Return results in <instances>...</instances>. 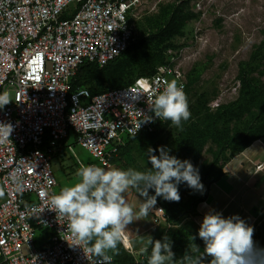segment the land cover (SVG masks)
I'll list each match as a JSON object with an SVG mask.
<instances>
[{
    "label": "built area",
    "instance_id": "built-area-1",
    "mask_svg": "<svg viewBox=\"0 0 264 264\" xmlns=\"http://www.w3.org/2000/svg\"><path fill=\"white\" fill-rule=\"evenodd\" d=\"M185 1L205 15L204 0H0V94L9 99L13 93V102L0 108V124L11 126L9 135L0 129L3 263L92 264L81 247L70 246L67 222L48 209L57 185L51 158L65 148L73 152V140L102 167H112L127 137L167 122L155 118L148 103L172 80L185 93L191 57L178 38L147 79L98 95L87 87L73 90V79L86 63L104 67L119 58L138 39L137 25L146 17ZM202 30L193 25L191 42H202ZM222 104L218 98L210 106ZM150 209L156 222H168L157 201Z\"/></svg>",
    "mask_w": 264,
    "mask_h": 264
},
{
    "label": "clouds",
    "instance_id": "clouds-1",
    "mask_svg": "<svg viewBox=\"0 0 264 264\" xmlns=\"http://www.w3.org/2000/svg\"><path fill=\"white\" fill-rule=\"evenodd\" d=\"M9 102L7 92L0 94V108ZM148 104L155 118L170 121L178 129L191 115L183 87L175 80L167 82ZM151 120L152 117H145L143 121ZM0 129L7 135L11 132L10 125L0 124ZM152 151L148 149L152 167L146 171L81 164L76 173L79 181L50 197L48 209L56 213L59 222H67L64 235L70 236V246L81 247L87 257H92V264H112L113 255L109 252L119 253L118 245L125 240L126 226L147 215L156 197L178 201L181 184L198 191L203 189L199 169L189 160L170 155L164 147L157 150L159 156L151 155ZM130 187L146 197L138 212H134L123 195ZM149 190L155 195L149 196ZM197 235L204 243L203 252L191 242L179 260L174 259L168 236L156 241L148 236L142 249L145 252L150 249L147 264H204L205 256L212 258L210 264H264V247L254 243L253 229L238 216L224 218L221 213L209 212L203 217ZM196 238L192 236L191 241Z\"/></svg>",
    "mask_w": 264,
    "mask_h": 264
},
{
    "label": "rangeland",
    "instance_id": "rangeland-1",
    "mask_svg": "<svg viewBox=\"0 0 264 264\" xmlns=\"http://www.w3.org/2000/svg\"><path fill=\"white\" fill-rule=\"evenodd\" d=\"M204 4L205 15L197 14V18L191 21L186 28V38L183 40L182 37L181 40L184 42L185 52L191 57L185 66L188 84L186 97L191 113L190 118L183 121L182 128L179 129L170 124L162 135L151 143L127 144L112 167L122 170L131 167L138 171L151 169L152 166L148 159L149 148L153 150L151 155L159 156L157 150L164 147L170 155L183 161L184 155L178 149V142L183 138L187 129L196 124L199 126V123L203 124L207 112L217 111L210 106L212 101L221 98L222 105L236 101L243 78L251 80L258 89L264 86V0H204ZM156 15L158 16L155 14V17ZM194 24L202 26L204 33L202 42H191L190 30L193 29ZM147 25L153 30V23L147 22ZM159 25H162L160 21ZM144 30V27H139V34ZM133 53H126L124 59L130 60ZM133 68L138 70L133 71ZM130 71L131 73L122 81V84L129 80L148 78V74L141 75L140 72H149L141 66L134 65L132 68L130 66ZM113 87L114 85L110 83L101 85L102 90ZM9 100L10 103L13 102L12 92L9 94ZM257 112V109L253 108L239 120H233L230 124L231 134L233 135L236 130L249 129L253 124L252 114ZM68 144L74 146L73 152L65 148L61 154H54L51 158V170L57 180V185L53 188L55 194H58L61 188L73 186L79 181L76 175L80 167L78 159L84 165L102 167L87 150L75 144L73 140H69ZM218 154L217 172H223L225 165L233 158L232 151L220 152L218 146L212 141H209L205 147L199 164L204 166L212 164ZM202 193L203 191L190 188L180 192V199L174 203V207L169 212L170 224L184 230L187 224L182 225V223L196 215L194 204ZM123 195L134 211L146 199V197H141L134 187H130ZM148 195L153 196L155 193L149 190ZM156 198L161 199L162 197ZM163 231L166 232L167 229ZM41 237L42 233L39 231L36 235L37 243L40 242ZM143 240L141 237L140 241L143 242ZM143 244H140V248L144 247ZM118 248V254L127 251L132 256L131 264H139L144 251L126 250L122 244L118 245ZM111 255L115 254L111 253ZM112 264H118L115 257Z\"/></svg>",
    "mask_w": 264,
    "mask_h": 264
},
{
    "label": "trees",
    "instance_id": "trees-1",
    "mask_svg": "<svg viewBox=\"0 0 264 264\" xmlns=\"http://www.w3.org/2000/svg\"><path fill=\"white\" fill-rule=\"evenodd\" d=\"M157 14L156 17L155 15L149 18L146 17L138 23L137 28L144 27V32L138 35V39L119 58L104 67L94 63H86L81 66L73 79L72 89L87 87L92 95H98L110 89L129 85L134 80H129L125 84H122V81L131 73L130 66L132 68L134 65L141 66L149 71L148 73L140 72L141 75L148 74V77L153 75L157 70V66L166 62L165 53L167 49L175 47V40L185 36L188 24L198 16L197 13L191 10L190 1H185L180 5L168 4L162 6ZM159 21L162 25H159ZM147 22L153 23V30L150 29V24L148 26ZM129 52H134L130 60L124 59L125 54ZM134 70L138 69L133 68ZM103 83L113 84L114 87L102 90L101 85ZM187 89L188 84L185 94ZM253 108H256L258 112L252 114L254 118L252 126L247 130H236L232 135L231 122L235 119L239 120L244 114L251 112ZM170 124L171 122L167 121L158 126L153 132H142L137 136L127 137L125 146L133 142L151 143L158 139ZM262 138H264V86L258 89L251 80L243 78L239 97L236 101L228 105H221L215 113L207 112L203 124L199 123V126L196 124L187 129L183 138L178 142V149L184 155L183 160H189L194 167L199 169L200 182L203 185V189L199 191H203V193L194 204L196 207L207 199L211 185L218 182L224 175L223 172H217L219 154L216 155L212 164L207 166L199 164L208 142L215 143L220 152L231 150L234 157ZM124 147L121 149L120 154ZM118 158L119 156L114 160V163ZM187 188L186 184H181L178 187V192H184ZM156 201L165 209L168 223H170L169 212L176 201H168L163 198H156ZM165 235L170 238L172 242L171 250L176 255L185 253L191 242L195 245L202 243L197 234L178 228L169 229L166 232L162 231L159 236L153 238V241L162 240ZM192 236L197 238L191 241ZM252 236H254L253 240L257 242L259 247H264V222L253 229ZM149 254L150 249L148 252L144 251L139 264H147ZM109 255H111L110 252ZM114 257L118 264H131L132 261V256L127 251L113 255V262ZM0 264L5 263L0 260Z\"/></svg>",
    "mask_w": 264,
    "mask_h": 264
},
{
    "label": "crops",
    "instance_id": "crops-1",
    "mask_svg": "<svg viewBox=\"0 0 264 264\" xmlns=\"http://www.w3.org/2000/svg\"><path fill=\"white\" fill-rule=\"evenodd\" d=\"M258 165H263L261 170H256ZM223 173L222 178L210 187L207 199L195 208L196 215L182 223L187 224L183 228L185 231L197 234L203 217L209 212L221 213L224 218L238 216L252 229L264 222V138L234 156L225 165ZM139 208L140 205L134 212H138ZM177 228L179 227L168 222H156L149 209L147 215L140 216L128 224L123 234L130 240L132 247L129 250L143 252L144 247L140 248V244L144 243L148 236L153 239L164 229ZM141 237L143 242L140 241ZM254 243L258 246L257 242ZM198 247L203 252V241ZM124 248L128 249L126 246ZM185 253L175 254L174 259H181ZM211 259L205 256L204 264H210Z\"/></svg>",
    "mask_w": 264,
    "mask_h": 264
},
{
    "label": "bare ground",
    "instance_id": "bare-ground-1",
    "mask_svg": "<svg viewBox=\"0 0 264 264\" xmlns=\"http://www.w3.org/2000/svg\"><path fill=\"white\" fill-rule=\"evenodd\" d=\"M124 238H125V240L123 242V245L126 246L128 249H130L132 246H131L129 238L126 235H124Z\"/></svg>",
    "mask_w": 264,
    "mask_h": 264
}]
</instances>
